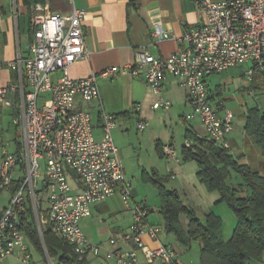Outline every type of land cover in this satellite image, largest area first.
<instances>
[{
  "label": "built area",
  "instance_id": "2783aa9c",
  "mask_svg": "<svg viewBox=\"0 0 264 264\" xmlns=\"http://www.w3.org/2000/svg\"><path fill=\"white\" fill-rule=\"evenodd\" d=\"M198 3L205 23L184 32V49L166 58L152 59L146 48H140L134 64L125 66L123 72L143 76L157 96L153 109L168 110L170 102L162 97L163 83L167 76L179 78L192 108V114L185 119L196 115L207 137L228 149L225 136L231 132L233 114L222 105L210 104L205 79L246 63L253 66L246 73L250 80L255 71H264V0ZM43 10L40 4L31 8L32 41L25 56L19 47L16 49L11 62L15 80L0 87V105L13 111L12 123L19 128V139L15 142L19 151L9 153L2 148L0 158V191L10 196L8 206L0 213V260L20 253L21 262L31 264L21 227L22 214L26 200H30L40 231L36 193L41 189L37 187L42 177L47 221L71 245L78 261L96 257L103 250L102 246L88 242L79 221L90 214L91 204L119 194L124 207L132 213L133 221L124 239L134 249L103 250L105 258L115 264H140L136 250H141L149 262L177 264L172 249L162 245L150 249L141 240L143 235L157 240L159 228L146 224V210L141 204L130 205V184L125 181L112 139L115 117L99 107L101 135L96 138L90 112L75 102L76 97L82 103L100 100L96 75L72 79L66 73L72 64L87 56L82 26L85 11L74 5L66 16L44 14ZM152 35L169 38L160 28H155ZM116 71L112 67L102 75ZM57 73H62V77L52 81ZM139 108L135 106L136 110ZM147 127L144 120L136 123L140 132ZM184 146L189 147L190 143L185 141ZM161 149L167 163H177L172 145H162ZM13 181L20 183L10 193ZM114 243V239L109 240V244ZM45 261L53 264L46 253Z\"/></svg>",
  "mask_w": 264,
  "mask_h": 264
},
{
  "label": "crops",
  "instance_id": "0c3cea01",
  "mask_svg": "<svg viewBox=\"0 0 264 264\" xmlns=\"http://www.w3.org/2000/svg\"><path fill=\"white\" fill-rule=\"evenodd\" d=\"M33 0H0V87H4L15 80V72L11 67V62L15 58L16 49L19 47L22 54L26 55L28 44L32 41V12L30 4ZM205 0H41L38 4L44 7L41 13L58 14L61 16L69 15L72 5L76 8L85 11L83 20V32L85 36V47L87 56L67 69V76L72 79H80L88 77L92 74L97 76V86L100 93V100L91 103H82L81 107L86 109L92 116V121L95 125L94 134L99 138L101 132L99 130V107L110 115L115 117L114 128L112 130L113 143L117 148L118 158L125 161L127 157L131 163L130 155H123L127 147H132V150L142 149L145 143H148L152 149L154 158L157 157L158 164H149L150 172H147L142 163L134 170L135 176L140 178L144 183L152 185L157 191L158 206L152 209L147 203V197L143 189L138 186H133L138 181L132 183L130 178L126 176L125 169L123 174L125 181L130 184L131 200H137L146 210V224L159 228L157 240H151L148 236L143 235L141 240L145 246L154 249L159 245L172 249L176 254V260L180 255H186L182 248L187 249L182 245L174 233L167 229L166 219L162 214L161 198L159 189L162 187L166 192L175 191L182 206L191 208L189 205H184L180 200L177 189H167L163 184L166 179L185 181L187 179L186 171H191L192 176L201 184L203 189L208 193H217L215 204H224L220 202V194L216 191L209 192L202 182L197 177V165L194 161L183 162L180 156V151L187 140L190 145L191 139H186V131L197 139H205L207 137L204 127L200 123L198 117L193 115L190 119H185V116L192 114V108L187 100V92L181 85V80L172 76H167L162 86V97L170 102L168 110L162 108L153 109L152 106L157 100V96L152 92L149 85L146 83L142 75L135 76L133 74L123 72V68L127 65H133L135 56L140 48L148 50L150 58H166L174 53L184 49L185 42L182 40L184 32L190 28L201 26L205 23V18L199 10L198 2ZM212 3H217L222 0H207ZM15 15V16H14ZM155 28H160L163 32L169 34L167 39H159L152 34ZM116 67L118 71L102 75L105 70ZM253 67V66H252ZM247 68V71L252 69ZM234 68V67H233ZM232 69V68H229ZM228 69L214 73L219 75ZM247 71H245V76ZM62 73H57L52 76V81L62 77ZM213 75V74H211ZM209 75L206 79L208 90V99L212 106L225 107L221 100L222 86L215 85L210 89L208 85ZM253 79L250 83L251 89L249 94L253 97L256 91L253 89ZM264 89V81H262V90ZM248 90V89H246ZM139 106L138 110L135 106ZM5 112L12 119L13 111L0 105V113ZM222 110L219 112L220 114ZM180 120L184 124V133L181 135V144L178 149L176 142L173 140V131L168 134L163 130L165 121L169 120L172 124ZM245 119V118H244ZM135 120V122H134ZM144 120L148 123V127L140 132L136 129L137 121ZM197 120V121H195ZM134 122L135 134L131 132L129 123ZM151 123V124H149ZM164 124V125H163ZM152 125V127H150ZM163 125V127H162ZM232 129L227 135L229 152L234 157H239L240 164L247 165L254 172H262L263 159L259 147L255 145L254 139L249 137L244 129L242 132L236 131L238 126L235 124V117L232 119ZM165 129H168L167 127ZM163 134L164 139H161ZM169 131V129H168ZM19 135V134H18ZM194 138V137H193ZM16 142V139H15ZM127 142H131L128 143ZM171 144L178 157L177 163H167L159 150V145ZM135 145V146H134ZM147 145V144H146ZM17 151L15 143L14 152ZM2 152V151H1ZM13 152V153H14ZM1 158V157H0ZM159 159V160H158ZM162 163V167L161 164ZM156 168H161V172L166 173V177L160 176V172ZM140 169H142L140 171ZM189 169V170H188ZM173 177H171V175ZM154 182L158 185H154ZM77 188V187H76ZM76 188L74 189L75 191ZM45 208L47 204L44 200ZM5 208V204L0 208V213ZM195 214V213H194ZM42 216V226L47 224V215ZM196 216V215H195ZM182 217L185 220H182ZM219 217V216H218ZM180 227L186 229L188 219L184 213L178 215ZM220 218V217H219ZM221 219V218H220ZM187 220V221H186ZM133 221L132 213L124 207V204L119 196L115 194L112 197L98 201L90 205V214L83 217L79 221V226L88 242L98 244L106 242L108 239H114L113 245L107 244L104 250H119L128 252L134 249L132 243L124 239V234L128 232V228ZM187 222V223H186ZM41 229V227H40ZM57 237L60 236L54 231ZM42 243L41 231H38ZM223 236V235H222ZM175 241H173V238ZM223 240L225 239L223 236ZM25 242L28 251L31 254L42 255L39 250L25 236ZM199 245L200 242L198 241ZM192 244H190L189 248ZM42 247L45 250L43 243ZM45 253V252H44ZM136 254L140 264H161L159 261L149 262L141 250H136ZM43 256V255H42ZM44 257V256H43ZM178 258V259H179ZM23 264L20 259V253L8 257L1 261L0 264ZM45 262V257H44ZM183 264L189 263L184 260ZM46 264V262H45ZM84 264H115L105 258V251H101L96 257L88 256ZM178 264V261H177Z\"/></svg>",
  "mask_w": 264,
  "mask_h": 264
},
{
  "label": "trees",
  "instance_id": "16d2710c",
  "mask_svg": "<svg viewBox=\"0 0 264 264\" xmlns=\"http://www.w3.org/2000/svg\"><path fill=\"white\" fill-rule=\"evenodd\" d=\"M37 1L41 0H33V3L29 5L30 8L38 4ZM259 72L264 71L254 72L253 89L255 91L262 89V79L255 77ZM244 131L254 139L255 145L261 151L263 170L260 173L252 171L245 164H240L238 159L230 154L229 148L225 149L209 137L202 140L197 139L190 135L189 131H186V139H191L193 142L189 147L183 146L180 151L183 162L194 161L196 163L197 177L207 191L218 192L220 202L226 204L236 216L237 226L229 240H223L222 222L219 217L208 214L201 222L191 208L182 206L175 191L166 192L162 187L159 189L160 210L166 219L167 229L174 233L179 242L186 247L190 246L191 241L200 242L199 264H248L251 260H260L264 252V112L259 107L246 109ZM227 135L225 136L226 141ZM159 150L163 156L160 145ZM18 151L19 146L17 145ZM231 173H235L242 181L238 187L232 184ZM19 183V181L12 182L10 193L16 191ZM155 184L159 186L158 183L154 182ZM242 186L247 189L246 195L240 194L241 189L238 188ZM36 196L40 231L45 250L35 224L30 200H26L21 226L27 239L44 257L46 253L54 262L53 264H84L86 259L78 261L72 253L71 245L52 232L51 224L42 226L43 218L40 214L47 215V210H43L42 207L44 197H46V188L37 191ZM180 213H184L188 219L186 229L180 227L178 218Z\"/></svg>",
  "mask_w": 264,
  "mask_h": 264
},
{
  "label": "rangeland",
  "instance_id": "374dc122",
  "mask_svg": "<svg viewBox=\"0 0 264 264\" xmlns=\"http://www.w3.org/2000/svg\"><path fill=\"white\" fill-rule=\"evenodd\" d=\"M251 63H246L239 65L237 67H234L232 69H228L224 73H221L219 75H211L208 81V85L210 89H213L215 85H221L222 86V94H221V100L225 104V109L227 111H230L234 117H235V124L238 126L235 128L236 131L242 132L244 129L245 124V112L246 109L249 107L257 106L264 112V89L256 91L255 95L252 97L249 94V90L251 89L250 83L252 80L248 79L247 76H245V71H247V68H251ZM257 78H261L262 81H264V72L257 73L255 75ZM261 81V80H260ZM254 87V85L252 86ZM248 89V90H246ZM75 102L78 104H82L79 97H76ZM94 117V114H91ZM197 121V120H195ZM135 122V120H134ZM134 122L129 123L128 129L131 130L133 134H135V124ZM151 124V123H149ZM164 125V124H163ZM162 125V127H163ZM152 127V125L150 126ZM168 129H165V128ZM165 128L163 130H166L165 132L170 134L169 132L172 130L173 135H170L173 137V140L176 142V146L180 147V144L182 142L181 135L184 133V124L177 119L176 122L173 124L169 122V120L165 121ZM19 134V128L16 127L12 123V119H10L5 112L0 113V157H1V151L2 148H5L6 151L9 153H13L15 149V139L18 138ZM166 134H163L162 131V137L161 139H164V136ZM131 144V142H127ZM147 144V145H146ZM132 145V144H131ZM135 146V145H134ZM116 147V146H115ZM131 155L129 162V159L126 157L125 161L121 160L122 168L125 169L126 176L129 175L130 180L134 184V182L138 181V183H135L133 186H138L139 189H143L144 194L147 197V203L149 206L152 207V209H155L158 206V200H157V191L156 189L148 184L144 183L139 177L137 178L134 174V170L139 166V164L142 165V167L147 171L150 172L151 168L148 166L149 164H158L157 157L154 158L152 149L148 143H145V147L142 149H133L132 147H127L126 151L123 152V155ZM236 159H239V157H235ZM159 160V159H158ZM152 164V165H153ZM161 164L162 167V163ZM40 171H43V162H40ZM160 172V176L166 177V173L161 172V168H156ZM142 169H140L141 171ZM189 170V169H188ZM187 179L185 181H180L178 179L176 180H170L169 178L163 181V184L167 189H177V192L180 196V200L183 202L184 205H189L193 212L195 213L196 217L203 222L208 214H213L215 216H219L221 218L222 227H221V233L224 236L225 239H230L234 229L237 226V218L232 212V210L226 205V204H215V200L213 198H217V193H208L206 192L201 184L196 179V176H192L191 171H186ZM232 176V184L235 186H239L242 184V181L237 177L235 173H231ZM167 178V177H166ZM43 186V178L40 177L38 180V187L42 188ZM241 189V195L247 194V189L242 186ZM45 195V194H44ZM9 193L5 191H0V208L5 204V207L9 204ZM45 198V197H44ZM135 204H141L137 200H131L130 205L133 207ZM42 207L45 208V204H42ZM41 215V214H40ZM182 220H185L184 217H182ZM187 221V220H186ZM187 223V222H186ZM222 236V237H223ZM173 241H175L174 237L172 238ZM108 239L106 242H101L98 244H92V245H98L102 246L103 250L107 249L105 247L106 243H109ZM191 247H187V249L182 248L186 255H180L181 258H177L178 264L185 263L184 260L188 261L189 263H196L199 264V252H200V245L198 241H191ZM110 251V250H108ZM31 255V254H30ZM183 261V263H182ZM46 262V261H45ZM44 257L42 255L36 254L35 252L32 253V258L30 260L31 264H45ZM7 262H5L6 264ZM54 263V262H53ZM248 264H264V252L262 254V257L260 260H251Z\"/></svg>",
  "mask_w": 264,
  "mask_h": 264
}]
</instances>
